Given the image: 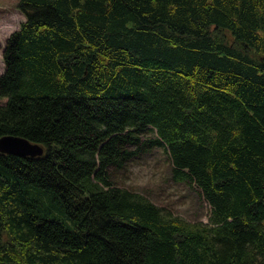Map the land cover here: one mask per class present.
Masks as SVG:
<instances>
[{"label": "trees", "instance_id": "1", "mask_svg": "<svg viewBox=\"0 0 264 264\" xmlns=\"http://www.w3.org/2000/svg\"><path fill=\"white\" fill-rule=\"evenodd\" d=\"M17 8L0 138L45 153H0V264H264V0ZM156 147L208 223L113 182Z\"/></svg>", "mask_w": 264, "mask_h": 264}, {"label": "rangeland", "instance_id": "2", "mask_svg": "<svg viewBox=\"0 0 264 264\" xmlns=\"http://www.w3.org/2000/svg\"><path fill=\"white\" fill-rule=\"evenodd\" d=\"M18 0H0V76L5 71L4 50L7 39L26 21L17 8ZM5 101L0 99V104ZM156 138L149 130L142 141ZM172 162L160 147L141 153L123 170L113 171L117 186L127 188L150 199L164 210L188 222H209L211 207L196 186L177 182L172 176Z\"/></svg>", "mask_w": 264, "mask_h": 264}, {"label": "water", "instance_id": "3", "mask_svg": "<svg viewBox=\"0 0 264 264\" xmlns=\"http://www.w3.org/2000/svg\"><path fill=\"white\" fill-rule=\"evenodd\" d=\"M0 153L14 155L20 158L42 157L44 148L24 138L17 136H5L0 138Z\"/></svg>", "mask_w": 264, "mask_h": 264}]
</instances>
